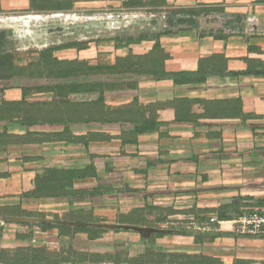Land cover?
Segmentation results:
<instances>
[{
    "label": "crops",
    "instance_id": "crops-1",
    "mask_svg": "<svg viewBox=\"0 0 264 264\" xmlns=\"http://www.w3.org/2000/svg\"><path fill=\"white\" fill-rule=\"evenodd\" d=\"M0 3L1 14L33 13L29 0H0ZM167 3L170 8L223 10L220 15L223 21L217 25L208 24L207 30L185 28L162 36L161 45L171 56L166 62L167 70L197 72L200 60L223 54L227 60L225 74L208 76L202 83L141 81L139 86L106 92L107 105L121 106L135 99L143 105L174 99H241L247 118L177 123L175 110L166 107L159 111L157 130L140 135L137 143L125 145L120 135L132 129L130 125L51 123L26 126L0 120V217L14 207L30 213L83 215L91 212L96 218L114 212L160 207L170 209L172 218L186 217L192 219L191 225L199 226L216 216L217 213L210 210L230 205L235 199L251 198L241 203L264 200V73H261L264 70V0H167ZM152 48L153 44L140 54ZM131 49L139 54L133 46ZM60 53H70L71 58L60 56ZM86 54V50L67 49L54 53V57L85 60ZM248 60L252 61L255 71L252 74H244L249 68ZM36 96L44 99H33ZM73 96L77 95H71L76 101L98 97L75 99ZM114 96L120 101L112 104L109 99ZM22 98L20 88L5 89L1 91L0 102H16ZM54 98V94L44 93L34 94L28 100L50 102ZM202 112L199 105L194 106L193 113ZM66 127L78 140L25 142L28 133L59 134ZM90 135L95 141H89ZM9 136L18 139L10 141ZM90 166L92 171H89ZM46 170L76 171L73 189L87 192L67 198H24V193L34 189L36 177ZM94 189L99 192L90 196L89 191ZM11 216L25 218L22 214ZM202 218L207 220H199ZM67 221L84 222L75 218ZM214 225L217 224H211L212 229ZM221 232L232 236L216 240L235 241L238 238L229 231ZM251 239L264 240L243 238L245 241ZM237 257L248 261L264 259V256Z\"/></svg>",
    "mask_w": 264,
    "mask_h": 264
},
{
    "label": "rangeland",
    "instance_id": "rangeland-1",
    "mask_svg": "<svg viewBox=\"0 0 264 264\" xmlns=\"http://www.w3.org/2000/svg\"><path fill=\"white\" fill-rule=\"evenodd\" d=\"M74 1L72 10L0 14V51L10 63L16 66H29L20 75L0 79V95L5 89L22 86L36 90L41 86H53L61 80H102L105 83L120 82L126 85L134 82L136 86H139L141 81L150 80L146 75L137 74L96 75L87 79L85 77L54 79L46 75L38 76L37 67L30 65L36 63L42 52L50 48L63 46L86 48L87 54L84 59L90 64L111 66L118 56L128 54L132 46L138 55H142L140 53L147 51L152 44L154 46L158 38L160 40L162 36L177 31V27L170 28L168 24L172 10L170 6L132 10L124 6L125 0L117 4L108 3L110 0ZM119 13L126 16L117 18ZM220 15L219 11L206 12L205 15L196 17V21L199 28L207 30L208 24L217 25L223 21ZM167 30L172 33L166 34ZM129 38L140 42L126 47L125 40ZM119 39H122V42L120 48H116ZM55 54H58V51ZM59 55L71 58L70 53ZM94 96L96 95L85 94L73 98L85 99ZM33 99L44 98L36 96ZM119 101L116 96L109 99L112 104ZM12 213L21 215L15 210H6L1 217H13ZM119 214L121 212L117 214L114 212L97 218L84 213L72 215L36 212L33 216L23 214L25 218L35 220L37 223L0 221V248L11 250L10 256H15L14 252L18 248H30L34 252L31 250L28 252L38 255L41 259L34 264H201L205 259L214 264H264V259L261 261L237 259V256L249 258L264 256V240L245 241L243 238H236L235 241L212 242L209 237L197 238L191 235L190 232H197L194 228L197 226L191 225L192 219L186 217L177 220L165 213L159 215L153 212L148 217L147 225H134L118 223ZM71 218L88 223L86 226L76 227L71 224L75 222L67 221ZM92 221H95L92 223L93 226L89 223ZM46 225L56 228L43 230V226ZM86 227L88 229H81ZM133 227L153 228L157 232L145 238L131 229ZM90 229L91 231H88ZM93 236L95 238L92 239Z\"/></svg>",
    "mask_w": 264,
    "mask_h": 264
},
{
    "label": "trees",
    "instance_id": "trees-1",
    "mask_svg": "<svg viewBox=\"0 0 264 264\" xmlns=\"http://www.w3.org/2000/svg\"><path fill=\"white\" fill-rule=\"evenodd\" d=\"M30 11L56 12L72 10L75 3L74 0H29ZM124 6L128 9H143V8H163L168 7L167 0H125ZM168 18L169 27H177L180 29H198L199 23L196 17L205 15L206 12H222L220 8L206 7H189V8H171ZM3 13L0 3V14ZM176 17V18H175ZM175 19V21H174ZM177 19V20H176ZM166 34L172 32L167 30ZM126 41V47L140 41L129 38ZM122 39L117 40L116 48H120ZM77 49L73 46H63L58 48H50L42 52L40 59L30 66L37 67L38 76L52 77L54 79H78L85 77L87 79L96 75H113L124 76L130 74L146 75L148 79L154 81L173 80L175 84L202 83L208 76L224 75L227 60L223 54H216L212 57L204 58L199 62L197 72H170L166 68V62L171 58L170 54L162 47L159 38L155 41L153 48L142 55L133 53L132 50L128 54L116 58L115 63L111 66H99L90 64L88 60H60L54 57L56 51ZM77 50H86V48H78ZM249 68L244 74H252V61L248 60ZM29 66H16L8 61L3 52L0 51V79H8L13 76L22 74ZM260 73V71H259ZM264 73V70L261 71ZM65 81V82H62ZM134 82H129L127 85L116 83H105L102 80H61L53 86H41L36 90H31L28 87L20 88L23 93V98L20 101L0 102V120L9 121L12 123H20L26 126H34L39 124L59 123L70 125L74 123H100V124H121L130 125L133 128L122 131L120 139L123 145L137 143L140 135L157 130L160 123L159 111L166 107H172L175 110V122L177 123H197L201 119H245L247 116L243 113V101L241 99L231 100H193V99H174L166 103H155L143 105L138 100H133L131 103L112 107L107 105L104 94L106 92L123 90L126 88L135 87ZM52 93L55 98L48 102L29 101L28 98L34 94ZM78 94H94L98 95L96 99L90 101H76L71 98V95ZM195 105H199L203 109L201 114L193 113ZM40 136L43 138H37ZM10 141H16L17 136H9ZM64 138L75 141L78 140L72 136L68 127L59 134H41L28 133L25 142H47L61 141ZM89 141H95L90 135ZM69 142V141H68ZM89 171L93 168L90 166ZM91 173V172H90ZM76 171H57L46 170L42 175H38L35 179V187L32 191L24 193V198L40 199V198H67L77 196L79 193L84 195L87 191H76L73 189ZM98 189L89 191V195L93 196L98 193ZM243 200H251V198L235 199L230 205H223L218 209L210 211L216 212V216L220 221L233 220L242 214L249 212L252 208L263 207L264 200L253 203H241ZM244 208L241 210V208ZM13 210L24 214L25 216H33L34 213L22 211L20 207H14ZM19 210V211H18ZM153 212L168 216L171 210L160 207H144L134 209L128 213L118 215V223L147 225L148 217ZM13 215V213H12ZM87 215H92L87 212ZM201 221L206 218L199 219ZM209 221V220H208ZM84 223V222H83ZM88 223V222H86ZM95 223V221L89 222ZM43 230L56 228L54 226H43ZM59 228V227H58ZM213 228H217L214 225ZM60 229H64L60 227ZM82 230L88 229L81 228ZM88 231H91L88 230ZM191 235L199 237H209L211 241H215L220 237H230L232 235L217 232L212 230L205 233L190 232ZM95 238L94 236L92 239ZM30 248H18L15 250V256H10L11 250L0 248V263L1 264H34L41 261L38 255H33L28 252ZM27 251V253L25 252ZM34 252L33 250H31ZM201 264H214L203 260Z\"/></svg>",
    "mask_w": 264,
    "mask_h": 264
},
{
    "label": "built area",
    "instance_id": "built-area-1",
    "mask_svg": "<svg viewBox=\"0 0 264 264\" xmlns=\"http://www.w3.org/2000/svg\"><path fill=\"white\" fill-rule=\"evenodd\" d=\"M124 13H119L116 17L121 18ZM126 16V15H125ZM211 224H217V229H212ZM196 233H205L212 230L229 231L238 238L261 237L264 239V206L252 208L249 212L227 221L218 220L217 216H211L209 222L202 223L194 227Z\"/></svg>",
    "mask_w": 264,
    "mask_h": 264
},
{
    "label": "water",
    "instance_id": "water-1",
    "mask_svg": "<svg viewBox=\"0 0 264 264\" xmlns=\"http://www.w3.org/2000/svg\"><path fill=\"white\" fill-rule=\"evenodd\" d=\"M0 221L1 222H16V223H37V222H35V220L28 219V218H23V217H6V218L0 217ZM71 224L76 226V227L86 226V223H71ZM91 225L93 226L92 223H91ZM125 228H129V227H125ZM131 229L139 232L140 235L142 237H145V238H148L150 235H152L153 233L157 232L153 228L133 227Z\"/></svg>",
    "mask_w": 264,
    "mask_h": 264
}]
</instances>
